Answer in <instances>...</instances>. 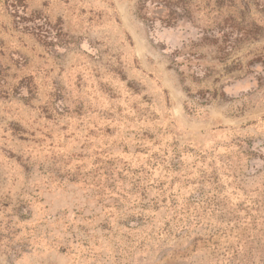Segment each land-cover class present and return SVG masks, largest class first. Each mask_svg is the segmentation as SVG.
Segmentation results:
<instances>
[{"label": "rangeland", "instance_id": "rangeland-1", "mask_svg": "<svg viewBox=\"0 0 264 264\" xmlns=\"http://www.w3.org/2000/svg\"><path fill=\"white\" fill-rule=\"evenodd\" d=\"M0 264H264V0H0Z\"/></svg>", "mask_w": 264, "mask_h": 264}]
</instances>
